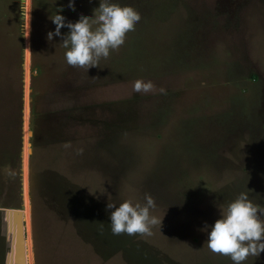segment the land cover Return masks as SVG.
<instances>
[{"label": "rangeland", "instance_id": "374dc122", "mask_svg": "<svg viewBox=\"0 0 264 264\" xmlns=\"http://www.w3.org/2000/svg\"><path fill=\"white\" fill-rule=\"evenodd\" d=\"M114 2L141 19L87 70L65 60L67 28L46 37L57 8L76 22L99 0H0V264L12 209H25L27 264H233L200 229L240 192L264 205V0ZM137 79L153 90L133 92ZM31 171L36 215L54 221L37 254ZM146 193L161 225L113 235L107 202Z\"/></svg>", "mask_w": 264, "mask_h": 264}, {"label": "clouds", "instance_id": "9594fccd", "mask_svg": "<svg viewBox=\"0 0 264 264\" xmlns=\"http://www.w3.org/2000/svg\"><path fill=\"white\" fill-rule=\"evenodd\" d=\"M67 7L75 11V0H68ZM61 11L62 8H57L50 19L55 28L46 38L51 41L53 36L61 37V28H67V33L62 36L65 60L71 67L87 70L99 66L101 58L107 59L110 51L122 46L126 34L133 31L141 19L133 7L121 6L114 0H99V6L92 10L91 16L80 14L76 22H66ZM153 88L150 80L133 82L135 93H149ZM154 207V198L147 193L143 204L125 200L117 206L107 202L112 234L151 235V229L162 222L150 215V209ZM200 230L207 233L206 243L211 252L228 256L233 264H243L249 256L258 258L264 252V205L254 203L247 192H240L227 203L213 224L205 223Z\"/></svg>", "mask_w": 264, "mask_h": 264}, {"label": "water", "instance_id": "95a60500", "mask_svg": "<svg viewBox=\"0 0 264 264\" xmlns=\"http://www.w3.org/2000/svg\"><path fill=\"white\" fill-rule=\"evenodd\" d=\"M24 213L25 209L5 211L7 232L11 236V249L5 264H27L28 238L26 231V216Z\"/></svg>", "mask_w": 264, "mask_h": 264}, {"label": "trees", "instance_id": "16d2710c", "mask_svg": "<svg viewBox=\"0 0 264 264\" xmlns=\"http://www.w3.org/2000/svg\"><path fill=\"white\" fill-rule=\"evenodd\" d=\"M36 1L37 0H34V10H35V4H36ZM34 23H35V20H34ZM35 27V26H34ZM36 68L33 67V73L35 74L36 73ZM34 173L31 171L30 172V179H31V192H30V196H31V203H32V215H31V227H32V240H33V244H34V252L35 254H37V251L38 249L41 247V242H40V236L39 235H44L46 237V234L45 231L50 234V232L52 231V226L54 224V221L52 222L50 219H48V221L45 219H42L43 221H41V219L39 218L38 219V216L36 215V212H35V203H34V195H33V182H34ZM78 204V203H76ZM79 205V204H78ZM73 208H76L75 206L72 207V210L70 208V205L67 209V213L68 214H73L76 212L73 211ZM75 221H77V226L80 225V220L77 219L79 218L78 216H73ZM46 221H47V225H46ZM73 224H74V221H71ZM81 225H85V222H88L87 225L85 226V228H87L88 230L89 229H92L93 228V225L95 227L96 223L94 224V222H89L88 219H84V220H81ZM90 223V224H89ZM48 229V230H47Z\"/></svg>", "mask_w": 264, "mask_h": 264}]
</instances>
